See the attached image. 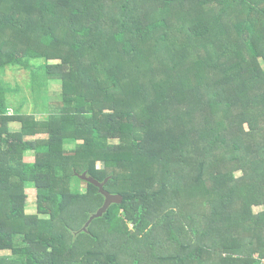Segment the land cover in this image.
I'll use <instances>...</instances> for the list:
<instances>
[{
    "label": "trees",
    "instance_id": "1",
    "mask_svg": "<svg viewBox=\"0 0 264 264\" xmlns=\"http://www.w3.org/2000/svg\"><path fill=\"white\" fill-rule=\"evenodd\" d=\"M0 264H264V0H0Z\"/></svg>",
    "mask_w": 264,
    "mask_h": 264
},
{
    "label": "rangeland",
    "instance_id": "2",
    "mask_svg": "<svg viewBox=\"0 0 264 264\" xmlns=\"http://www.w3.org/2000/svg\"><path fill=\"white\" fill-rule=\"evenodd\" d=\"M43 61H41L42 63ZM51 64L58 63L57 61H51ZM2 83L5 87L9 89L8 92L3 97V102L9 113L11 114L12 108H21V111L26 114H36L39 115V118H43L45 113L42 114L41 101L37 102L36 96L33 95L31 89V80L30 74L28 71L23 70L22 68H6L1 76ZM61 86L60 84H52L49 87V92L47 96L52 98L51 102H57L61 100ZM54 99V100H53ZM40 105H39V104ZM47 104L48 102L45 101ZM20 124L17 122H12L9 124V131L11 133H17L20 130ZM46 135L43 133L36 134L31 138L25 139H34L40 141L45 139ZM110 144H119L118 140H111ZM21 161L24 163H32L34 161V156L31 151L23 153ZM102 168V165H100ZM76 183V182H75ZM77 185V184H76ZM82 193L86 192V186L81 185L80 188L76 189ZM26 201H25V213L26 215H35L36 214V193L33 189H26L25 191ZM260 210L256 209L258 213ZM131 228V226H130ZM7 252H3L2 256H7Z\"/></svg>",
    "mask_w": 264,
    "mask_h": 264
},
{
    "label": "water",
    "instance_id": "3",
    "mask_svg": "<svg viewBox=\"0 0 264 264\" xmlns=\"http://www.w3.org/2000/svg\"><path fill=\"white\" fill-rule=\"evenodd\" d=\"M80 178L82 181L89 183L92 186H94L95 188H97L99 190V192L105 198L104 206L97 212V214H95L94 216H92L90 218L89 222L85 226L84 231H86L95 220L102 218L107 213V211L110 209L111 206L121 205L123 202V198L120 196H112L111 194L107 193L104 190L105 185L107 184V181L104 184H100L96 180H94L92 178H88L87 174H84Z\"/></svg>",
    "mask_w": 264,
    "mask_h": 264
}]
</instances>
